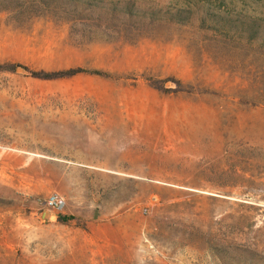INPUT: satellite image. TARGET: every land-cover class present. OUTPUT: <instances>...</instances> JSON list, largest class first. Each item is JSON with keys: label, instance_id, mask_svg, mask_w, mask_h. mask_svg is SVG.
Listing matches in <instances>:
<instances>
[{"label": "rangeland", "instance_id": "rangeland-1", "mask_svg": "<svg viewBox=\"0 0 264 264\" xmlns=\"http://www.w3.org/2000/svg\"><path fill=\"white\" fill-rule=\"evenodd\" d=\"M89 1L186 23L0 14V264H264V0Z\"/></svg>", "mask_w": 264, "mask_h": 264}, {"label": "trees", "instance_id": "trees-1", "mask_svg": "<svg viewBox=\"0 0 264 264\" xmlns=\"http://www.w3.org/2000/svg\"><path fill=\"white\" fill-rule=\"evenodd\" d=\"M1 13L10 14V21L17 27H24L35 18H41L49 14L51 16H57V14L65 15L66 13L83 16L87 19L94 18V20H98L107 25H119L125 32L130 31L137 34L155 31L162 24L186 23V16L181 10L171 12L139 9L130 4L124 5L120 9L117 7L106 8L89 0H0ZM250 33L253 36L258 31L252 30ZM260 34L264 39V30ZM17 67L34 78L47 80L71 78L83 73L104 76L100 71L88 72L81 68L46 73L32 72L28 68L20 65ZM4 68L14 69L15 66H2V69ZM67 219L62 216L58 218L60 222H65Z\"/></svg>", "mask_w": 264, "mask_h": 264}, {"label": "built area", "instance_id": "built-area-1", "mask_svg": "<svg viewBox=\"0 0 264 264\" xmlns=\"http://www.w3.org/2000/svg\"><path fill=\"white\" fill-rule=\"evenodd\" d=\"M44 205L46 208L56 213H61L65 207L64 199L57 193H52L48 199L45 200Z\"/></svg>", "mask_w": 264, "mask_h": 264}]
</instances>
